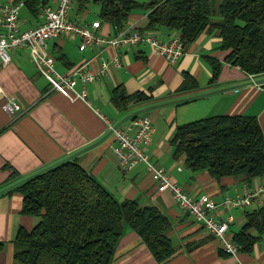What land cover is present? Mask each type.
Returning a JSON list of instances; mask_svg holds the SVG:
<instances>
[{
    "label": "crops",
    "instance_id": "1",
    "mask_svg": "<svg viewBox=\"0 0 264 264\" xmlns=\"http://www.w3.org/2000/svg\"><path fill=\"white\" fill-rule=\"evenodd\" d=\"M147 12L144 8L134 9L124 28L142 27ZM22 14L28 22H34L26 9H22ZM69 16L80 24H90L99 20V6L94 0H74ZM97 30L105 36L116 34L109 23L100 20ZM155 33L167 39L178 32L161 28ZM219 41L215 31H204L179 59L168 63L145 43L119 49L106 47L97 55L95 47L79 49L78 35L50 38L47 50L60 72L90 58L93 60L89 67L93 70L100 57L109 61V75L87 84L85 99H69L53 89L31 62L27 48L13 51L8 63H0L2 91L14 97L20 106L19 112L9 114L3 110L0 96V264H15L14 238L18 229L30 230L38 221V217L22 212L23 195L16 186L35 172L65 159L76 160L117 200L134 199L141 206L154 205L169 220L166 235L174 253L168 259L157 262L141 236L124 226L113 264H264V232L251 226L247 232L256 237L251 249L227 254L219 248L215 237L174 202L170 192L157 191L143 163L123 173L105 120L125 128L135 116L148 115L155 127L148 147L151 161L165 167L171 178L194 197L207 194L220 202L227 195L237 194L244 183L259 184L263 176L251 180L229 175L215 179L207 170L187 168L183 156H172L176 127L208 116H255L264 137V73L248 74L226 62L227 51L219 47ZM115 55L119 56V66L112 62ZM209 58L221 62L214 81ZM184 73L190 74L196 85L179 91ZM115 87H122L126 94L141 91L149 98L131 101L118 109L111 100ZM256 209L254 204L246 209L222 207L216 216L233 215L227 229L233 238L247 221L248 213Z\"/></svg>",
    "mask_w": 264,
    "mask_h": 264
},
{
    "label": "trees",
    "instance_id": "2",
    "mask_svg": "<svg viewBox=\"0 0 264 264\" xmlns=\"http://www.w3.org/2000/svg\"><path fill=\"white\" fill-rule=\"evenodd\" d=\"M94 2L99 6V20L109 23L116 33L125 27L134 9L144 8L148 12L140 31L176 30L184 49L202 32L215 31L219 47L227 51L226 62L248 74L264 73V0ZM36 4V0H26L31 16L36 14ZM209 63L214 81L221 62L209 58ZM195 85L192 76L184 73L178 90ZM148 98L141 91L126 94L122 87L111 93L118 109ZM172 144V156H183L192 171L207 170L215 179L264 176V137L255 116L219 114L178 125ZM16 189L23 195L22 212L38 221L30 230L18 229L15 264H113L124 226L141 236L157 262L174 253L166 235L169 220L156 206H141L134 199L117 200L76 160H60L39 170ZM251 226L264 232L263 207L248 213L245 224L233 235L240 250H250L256 240L247 232Z\"/></svg>",
    "mask_w": 264,
    "mask_h": 264
},
{
    "label": "built area",
    "instance_id": "3",
    "mask_svg": "<svg viewBox=\"0 0 264 264\" xmlns=\"http://www.w3.org/2000/svg\"><path fill=\"white\" fill-rule=\"evenodd\" d=\"M36 14L31 16L34 22H28L21 16L26 9V0H0V63L11 60V53L19 48H27L31 62L46 78L49 85L69 99L86 98V85L109 75V61L100 57L98 67H89L90 58L67 72H60L55 67V58L48 52V40L59 35H78L79 49L95 47L98 53L106 47L116 49L139 43L148 44L153 53L162 55L168 63H173L184 53L178 33L161 39L155 32L140 31L137 27L123 28L114 36H105L98 32L99 20L90 24H80L70 18L69 11L74 0H36ZM112 62L120 65L119 56L112 57ZM77 84L80 88L77 89ZM2 108L9 114L20 111V106L12 96H7L0 86ZM114 138L113 152L119 169L126 173L138 163H143L157 191L170 192L174 202L208 233L216 238L219 248L230 255L240 251V245L228 235V224L233 220L231 213L225 218L216 216L222 207L246 209L249 204L260 208L264 205V176L257 185L244 183L234 196L227 195L216 202L207 194L194 197L183 190L174 181L169 171L150 159L148 147L152 143L155 127L148 115H139L131 119L127 127H121L105 119Z\"/></svg>",
    "mask_w": 264,
    "mask_h": 264
},
{
    "label": "rangeland",
    "instance_id": "4",
    "mask_svg": "<svg viewBox=\"0 0 264 264\" xmlns=\"http://www.w3.org/2000/svg\"><path fill=\"white\" fill-rule=\"evenodd\" d=\"M23 14H24V13H23ZM23 14H22V17L24 16ZM215 18H216V17H215Z\"/></svg>",
    "mask_w": 264,
    "mask_h": 264
}]
</instances>
